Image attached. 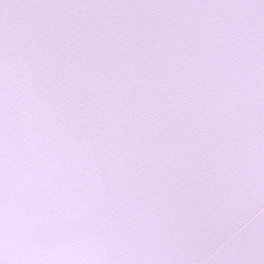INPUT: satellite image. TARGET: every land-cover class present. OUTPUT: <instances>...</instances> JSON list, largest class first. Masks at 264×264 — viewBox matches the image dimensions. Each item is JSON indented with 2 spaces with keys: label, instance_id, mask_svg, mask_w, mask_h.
<instances>
[{
  "label": "snow or ice",
  "instance_id": "obj_1",
  "mask_svg": "<svg viewBox=\"0 0 264 264\" xmlns=\"http://www.w3.org/2000/svg\"><path fill=\"white\" fill-rule=\"evenodd\" d=\"M0 264H264V0H0Z\"/></svg>",
  "mask_w": 264,
  "mask_h": 264
}]
</instances>
